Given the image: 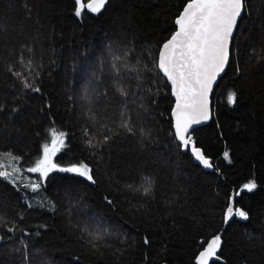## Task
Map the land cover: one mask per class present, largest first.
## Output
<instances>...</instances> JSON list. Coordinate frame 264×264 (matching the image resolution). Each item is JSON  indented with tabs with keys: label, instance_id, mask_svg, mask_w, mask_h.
Listing matches in <instances>:
<instances>
[{
	"label": "trees",
	"instance_id": "16d2710c",
	"mask_svg": "<svg viewBox=\"0 0 264 264\" xmlns=\"http://www.w3.org/2000/svg\"><path fill=\"white\" fill-rule=\"evenodd\" d=\"M188 2L107 0L77 16L76 0H0V153L23 178L0 176V264H196L216 236L212 264H264V0H245L213 118L190 133L212 170L178 142L158 68ZM53 131L56 167L28 172ZM82 164L94 182L60 170Z\"/></svg>",
	"mask_w": 264,
	"mask_h": 264
},
{
	"label": "snow or ice",
	"instance_id": "6c2138e0",
	"mask_svg": "<svg viewBox=\"0 0 264 264\" xmlns=\"http://www.w3.org/2000/svg\"><path fill=\"white\" fill-rule=\"evenodd\" d=\"M105 3L106 0H91L87 3L84 0H76L75 14L81 16L85 8L91 13H99ZM244 4L245 0H189L175 21L178 31L164 43L158 58V68L171 81L176 97L173 113L175 135L185 148L191 145L190 150L204 167H211L209 159L205 158L201 150L191 142L188 129L191 125L199 124L209 118L208 95L212 90L213 82L224 71L229 61L230 42ZM14 75L19 77L21 74L15 72ZM25 87H31V85L26 83ZM33 90L39 91V89ZM120 91L124 94L123 89ZM227 99L229 104H234L236 94L229 93ZM122 127L131 131L126 123ZM63 135V133L57 135L53 131L52 146L44 148V158L28 171L46 176L56 167L51 162V156L59 150L58 146L63 147ZM104 139L107 140L109 137ZM227 155L226 152L225 156L227 157ZM0 156H8L12 160L19 159L12 156L11 153H0ZM12 170L19 171L15 165L12 166ZM60 170L75 172L94 182L87 165L82 164L79 167ZM9 175L10 173L6 170L0 171V176L7 177ZM256 187L255 181L249 180L241 186L237 195L245 190L252 192ZM147 191L148 189L145 188V192ZM226 214L228 217H232L233 208L228 207ZM235 214L247 219V214L243 210L237 209ZM9 230L11 231V229ZM220 244V237H214L206 245V249L200 253L198 264H209L210 259L216 256Z\"/></svg>",
	"mask_w": 264,
	"mask_h": 264
},
{
	"label": "water",
	"instance_id": "95a60500",
	"mask_svg": "<svg viewBox=\"0 0 264 264\" xmlns=\"http://www.w3.org/2000/svg\"><path fill=\"white\" fill-rule=\"evenodd\" d=\"M90 2H91V1H90ZM106 5H107V0H106V3H105V5H104V7H105ZM104 7H103V8H104ZM101 10H102V9H101ZM244 10H245V6H244V9H243V11H242V13H241V16L238 18L237 26H236V28L234 29L233 37H232L231 42H230V46H229V47H230L229 61H228V63L226 64L224 71L221 72V73L217 76L216 80L213 82V84H212V90H211V92H210L209 95H208V110H209V118H208L207 120H203V121H201L199 124H193V125H191V127L188 129V135H190V133L192 132V130H193L194 128L199 127V126H201V125L208 124L209 122H211V120H212V118H213V117H212V116H213V114H212V113H213V110H212L211 96H212L213 92L215 91V88L217 87L219 81L221 80V78H222V77L224 76V74L226 73V70H227V68H228V66H229V63H230V57H231V47H232L233 38H234V36H235L236 30H237V28H238V25H239V23H240V21H241V19H242V17H243ZM177 28H178V25H177ZM177 31H178V29H177ZM162 47H163V46H162ZM161 50H162V48H161ZM160 52H161V51H160ZM160 72H161V74L164 76L163 72H162V71H160ZM164 78L167 80L168 84H169L170 87H171V90H172V96H173V99H174V101H175V105H176V97H175V95H174V93H173V88H172V85H171V81H169V80L167 79L166 76H164ZM174 111H175V107H174V110H173V112H172V118H173V121H174V131H175V116H174V114H173ZM176 138H177V137H176ZM177 140H178V138H177ZM178 142L182 145V142H180L179 140H178ZM188 148H190V146H189ZM188 148H185V147L183 146V150H184V151H187ZM201 152H202V151H201ZM191 153H192V152H191ZM192 156H193L194 159L196 160L197 164L201 165L203 169H205V170H212V166H211V167H204V165L202 164V162L199 161V160H197V159L195 158L194 153H192ZM228 219H229V218H228ZM211 240H212V239H211ZM211 240H210V241H211ZM210 241H209V242H210ZM209 242H208V243H209ZM222 246H223V242H222V240H221L220 248L218 249V251H217V253H216V256L210 259L209 264H212V263H214V262H221V258H220L219 255H220V253H221ZM196 264H198V258H197V260H196Z\"/></svg>",
	"mask_w": 264,
	"mask_h": 264
},
{
	"label": "rangeland",
	"instance_id": "374dc122",
	"mask_svg": "<svg viewBox=\"0 0 264 264\" xmlns=\"http://www.w3.org/2000/svg\"><path fill=\"white\" fill-rule=\"evenodd\" d=\"M58 148L60 149L59 146H58ZM43 158H44V155H43L42 159ZM17 162H18L17 160H12L8 156H0V165H2V166H0V171H5V170L8 171L10 173V175L8 176V179L10 181H12L13 183L22 181V179H23L22 176H20V174H21L20 170L19 171H13L12 170L13 165H15L18 168ZM51 162H52V156H51ZM28 172H30V171H28Z\"/></svg>",
	"mask_w": 264,
	"mask_h": 264
}]
</instances>
